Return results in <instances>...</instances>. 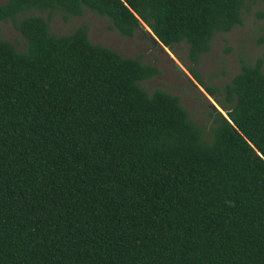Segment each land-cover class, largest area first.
<instances>
[{
  "label": "trees",
  "instance_id": "16d2710c",
  "mask_svg": "<svg viewBox=\"0 0 264 264\" xmlns=\"http://www.w3.org/2000/svg\"><path fill=\"white\" fill-rule=\"evenodd\" d=\"M257 2L0 4L25 41L0 39V264H264L262 60L222 87L198 72ZM85 10L124 38L150 39L143 23L169 50L186 43L188 72L225 116L209 103L204 129L176 96L146 93L159 70L92 44L85 24L50 32L53 15Z\"/></svg>",
  "mask_w": 264,
  "mask_h": 264
},
{
  "label": "rangeland",
  "instance_id": "374dc122",
  "mask_svg": "<svg viewBox=\"0 0 264 264\" xmlns=\"http://www.w3.org/2000/svg\"><path fill=\"white\" fill-rule=\"evenodd\" d=\"M3 3L4 0H0V4ZM33 14L46 17V14ZM82 24L87 25L88 39L92 44L106 47L125 58H138L143 64L159 70L157 76L139 83L146 93L162 90L176 96L191 119L204 129L209 126L208 104L213 100L187 70L186 43L169 50L157 47L142 32L124 38L111 28L109 20L88 10L67 21L55 14L49 20V29L53 35L61 36L70 34ZM0 39L12 43L20 52L25 50V41L10 23L0 22ZM257 59L262 60L264 69V4L260 2L246 3L241 25L214 36L210 51L200 59L198 72L206 84L222 87L239 72L242 64H253ZM175 64L184 72H180Z\"/></svg>",
  "mask_w": 264,
  "mask_h": 264
},
{
  "label": "water",
  "instance_id": "95a60500",
  "mask_svg": "<svg viewBox=\"0 0 264 264\" xmlns=\"http://www.w3.org/2000/svg\"><path fill=\"white\" fill-rule=\"evenodd\" d=\"M140 27L142 28V29H144L147 33H148V35H149V37H150V39L152 40V41H154L155 43H157V44H159L162 48H165L158 40H157V38H155L154 36H153V34L151 33V31L143 24V23H140ZM175 67L180 71V72H184L183 71V69L178 65V64H175ZM210 103V105L212 106V107H214L218 112H221L222 113V111L217 107V105L213 102V101H210L209 102ZM223 114V113H222ZM224 115V114H223ZM225 116V115H224ZM258 156H259V154H257Z\"/></svg>",
  "mask_w": 264,
  "mask_h": 264
}]
</instances>
